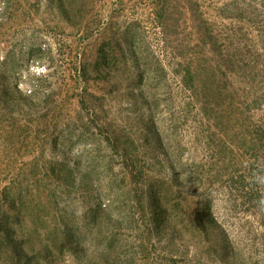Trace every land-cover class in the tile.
<instances>
[{"label": "rangeland", "instance_id": "1", "mask_svg": "<svg viewBox=\"0 0 264 264\" xmlns=\"http://www.w3.org/2000/svg\"><path fill=\"white\" fill-rule=\"evenodd\" d=\"M152 182L158 229L133 203ZM12 185L39 264H264V0H0V207Z\"/></svg>", "mask_w": 264, "mask_h": 264}, {"label": "trees", "instance_id": "2", "mask_svg": "<svg viewBox=\"0 0 264 264\" xmlns=\"http://www.w3.org/2000/svg\"><path fill=\"white\" fill-rule=\"evenodd\" d=\"M107 55H108L107 51L105 52L103 50H100V56L102 59L106 60ZM102 64L105 63L102 62ZM81 73L83 76L86 75V70L84 67L81 70ZM190 79H192V76H190ZM15 85L13 87L19 93V89L17 88V85L16 86ZM18 103L15 104V102H10L11 104L10 111H12L14 107L17 106L20 107ZM109 145L114 151H116L117 154H120L121 163H123L122 161H124L125 158L127 162H131V158L127 159V157H130V153L132 150H136L135 149L136 146L134 145V143L131 144L133 148H130V145H128V142L124 140L122 134L119 135L114 131L112 132L110 131ZM254 147H256V145L252 146V148ZM137 159L138 158H136V160ZM136 164L137 162H135L134 165ZM135 169L136 172L134 173L132 172V174L133 176L136 177V180H138L139 177L143 176L141 170L142 167L136 166ZM222 169H224V171L227 173L226 171L227 167L226 168L222 167ZM85 176L86 175H84V177ZM63 180L66 181L68 185L73 183L72 178L68 179V181L67 178H64ZM3 191H4V197L2 198L3 200H1L2 204L0 207V250L3 248L6 255L9 256L8 258L9 264H39L36 259L37 257L32 254H29V252L26 250L25 248L26 240L23 238H18L16 231L14 230V228H12L13 226L12 222L15 221L16 218L12 219L11 217L13 215V212L16 211V209H18L17 205L21 202L20 195L18 193L14 194V191L18 192L19 190L17 188H14V186L12 185L10 190L7 191V189L4 188ZM11 191L13 192L11 193ZM139 193L140 194L136 195V202L133 201V203L137 205L138 209L142 208L141 210H143L144 206H142L143 205L142 203H144V200H146V203L148 205L145 207V209H149L148 220L152 222V227L154 229H158L164 226V223L166 222L165 221L166 210L162 206L163 196H161V194L164 193V191L162 190V186H159L158 182H152L151 184L147 183L146 187L145 186L140 187ZM95 198L97 199V201L95 203V208H93L92 210L93 214H91L90 217L92 218V221L95 222V224H98L96 228L102 229V224L99 221V215L106 210V205L104 206L102 204L101 195L95 196ZM49 199H50L49 201H53L54 204L57 201L54 197L51 196ZM177 205L175 204V206ZM195 223L198 225L197 230L199 231L200 234L206 236V238H210L211 236V238L214 239V236L216 234V232L214 231L219 226V223H217L212 216L209 200L208 202L205 201L200 208L196 209ZM151 229L152 228L149 227V231ZM63 234L65 236L64 239H66V242L62 244V246L64 247L62 249H68L69 251H72L73 248H71V244L73 242L79 243L81 233H78L75 230V227H72V228L64 229ZM223 237L224 239L221 240L222 244H220V248H223L222 250L223 253L221 254V256H225L228 252V248H230L229 245L230 242L224 233H223ZM104 249H107V247H105ZM104 256H106L107 258L109 257V255L105 252H104Z\"/></svg>", "mask_w": 264, "mask_h": 264}, {"label": "clouds", "instance_id": "3", "mask_svg": "<svg viewBox=\"0 0 264 264\" xmlns=\"http://www.w3.org/2000/svg\"><path fill=\"white\" fill-rule=\"evenodd\" d=\"M262 203H264V201H262Z\"/></svg>", "mask_w": 264, "mask_h": 264}]
</instances>
